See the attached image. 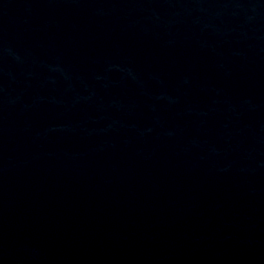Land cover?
<instances>
[{
	"label": "water",
	"instance_id": "water-1",
	"mask_svg": "<svg viewBox=\"0 0 264 264\" xmlns=\"http://www.w3.org/2000/svg\"><path fill=\"white\" fill-rule=\"evenodd\" d=\"M0 264H264V0H0Z\"/></svg>",
	"mask_w": 264,
	"mask_h": 264
}]
</instances>
